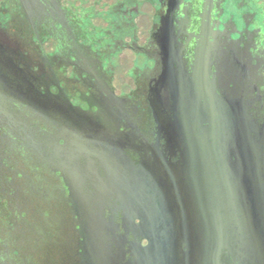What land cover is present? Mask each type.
Returning a JSON list of instances; mask_svg holds the SVG:
<instances>
[{"label":"flooded vegetation","instance_id":"flooded-vegetation-1","mask_svg":"<svg viewBox=\"0 0 264 264\" xmlns=\"http://www.w3.org/2000/svg\"><path fill=\"white\" fill-rule=\"evenodd\" d=\"M206 23L210 80L253 139L264 122V0H0V264H131L150 217L170 232L200 185H212L215 212L218 178L244 184L242 147L219 160L213 141L207 171L193 135L174 131L160 82L166 62L191 81Z\"/></svg>","mask_w":264,"mask_h":264},{"label":"water","instance_id":"water-1","mask_svg":"<svg viewBox=\"0 0 264 264\" xmlns=\"http://www.w3.org/2000/svg\"><path fill=\"white\" fill-rule=\"evenodd\" d=\"M210 1L206 0L207 6ZM208 28L207 23L203 24L197 37L191 81L187 84L184 79L173 76L166 62L160 82H167L171 112L175 119L181 120L173 124L174 131L178 134L185 130L186 134L193 135L194 149L202 152L200 158L206 163L207 171L214 150L213 141L219 160L224 157L221 152L234 149V145L242 147L244 155L249 157V168L237 181L245 185L228 184L226 179L218 178L215 212L210 196L212 185H200L191 209L185 212L178 208L179 205L175 207L174 213H179L177 217L182 220L174 216L175 228L170 232L160 226L158 219L150 217L154 228L146 237L148 246L138 248L131 264H226L223 258L228 256L231 264H264V122L260 129L252 130L255 138L247 140L236 120L227 115L228 105L217 96L214 80H210ZM156 94L152 112L156 122L164 128L168 124L158 92ZM215 132L221 137L214 140ZM224 171L222 164L218 173ZM149 212L162 217L164 214V211L151 209ZM186 213L191 215L184 216ZM188 219L191 222L187 224H192L190 232L183 227ZM182 228L185 232L178 231ZM106 264L116 263L112 260Z\"/></svg>","mask_w":264,"mask_h":264}]
</instances>
